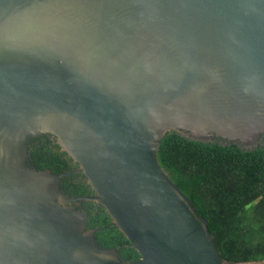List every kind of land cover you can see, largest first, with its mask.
<instances>
[{
    "label": "water",
    "instance_id": "95a60500",
    "mask_svg": "<svg viewBox=\"0 0 264 264\" xmlns=\"http://www.w3.org/2000/svg\"><path fill=\"white\" fill-rule=\"evenodd\" d=\"M169 131L264 134V0H0V264H223L159 164ZM42 135L78 167L31 166ZM76 171L93 194L60 186ZM83 201L139 258L96 243Z\"/></svg>",
    "mask_w": 264,
    "mask_h": 264
},
{
    "label": "trees",
    "instance_id": "16d2710c",
    "mask_svg": "<svg viewBox=\"0 0 264 264\" xmlns=\"http://www.w3.org/2000/svg\"><path fill=\"white\" fill-rule=\"evenodd\" d=\"M28 163L36 169L60 173L74 169L71 156L56 141L42 135L28 143ZM157 159L175 185L188 197L207 228L223 264H264V142L246 149L239 142L213 137L201 140L177 131L159 141ZM60 186L70 195L93 194L83 174L69 173ZM87 228L103 248L117 249L122 260L139 258L103 205L83 201Z\"/></svg>",
    "mask_w": 264,
    "mask_h": 264
},
{
    "label": "flooded vegetation",
    "instance_id": "af4514ba",
    "mask_svg": "<svg viewBox=\"0 0 264 264\" xmlns=\"http://www.w3.org/2000/svg\"><path fill=\"white\" fill-rule=\"evenodd\" d=\"M259 140H262V141L264 142V134H262V135L258 138L257 142H258ZM257 142H256V143H257ZM73 163L75 164L74 161H73ZM75 168H77V166H76ZM76 172L82 174L81 171H79V172L76 171ZM82 175H83V174H82ZM79 207L85 209V208L82 206V204H80ZM85 224H86V222H85ZM86 228H87V227H86Z\"/></svg>",
    "mask_w": 264,
    "mask_h": 264
}]
</instances>
